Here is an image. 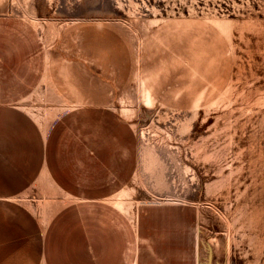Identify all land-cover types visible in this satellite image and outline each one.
Returning <instances> with one entry per match:
<instances>
[{
  "label": "rangeland",
  "instance_id": "obj_1",
  "mask_svg": "<svg viewBox=\"0 0 264 264\" xmlns=\"http://www.w3.org/2000/svg\"><path fill=\"white\" fill-rule=\"evenodd\" d=\"M0 16L40 45L20 66L38 88L8 104L21 126L1 130L17 160L0 161V234L23 235L8 255L264 264V0H0Z\"/></svg>",
  "mask_w": 264,
  "mask_h": 264
},
{
  "label": "crops",
  "instance_id": "obj_2",
  "mask_svg": "<svg viewBox=\"0 0 264 264\" xmlns=\"http://www.w3.org/2000/svg\"><path fill=\"white\" fill-rule=\"evenodd\" d=\"M33 31L34 26L27 21L15 18L7 19L0 16V145L6 144V136L4 134L3 138L1 137V130L21 126V124H17L11 118L8 120L7 113L11 112V110H8V104L13 103L12 100H17L16 98L31 96L38 88L39 82L37 77L34 76L33 79L32 76L28 75L32 70L30 68H20V66L32 65L33 62L36 64L39 61L32 58V54H37L40 48L36 35L31 34ZM13 107L16 108L15 105ZM16 157V153L6 154L2 152L0 154V161H15L17 160ZM22 237L23 235L21 234H18L17 237V233L15 232L8 233L4 231L3 234H0V240L4 241L8 239L13 241L17 239L21 240ZM28 237L37 240L38 234ZM7 250L6 245H4V248L0 245V264H39V255L36 249L34 254L30 252L29 256L22 254L23 252L17 254V251L14 252L16 254L8 255ZM6 256L14 258L8 259ZM50 257L51 255L46 249V264H51ZM65 257L66 259L63 260V264H70L71 260H69L67 255ZM59 264H61V255L59 256Z\"/></svg>",
  "mask_w": 264,
  "mask_h": 264
},
{
  "label": "bare ground",
  "instance_id": "obj_3",
  "mask_svg": "<svg viewBox=\"0 0 264 264\" xmlns=\"http://www.w3.org/2000/svg\"><path fill=\"white\" fill-rule=\"evenodd\" d=\"M35 19V18H34ZM120 206V205H119Z\"/></svg>",
  "mask_w": 264,
  "mask_h": 264
}]
</instances>
